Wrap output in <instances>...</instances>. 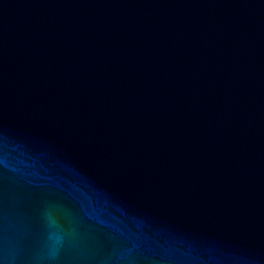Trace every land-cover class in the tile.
<instances>
[{
	"label": "water",
	"instance_id": "95a60500",
	"mask_svg": "<svg viewBox=\"0 0 264 264\" xmlns=\"http://www.w3.org/2000/svg\"><path fill=\"white\" fill-rule=\"evenodd\" d=\"M0 264H264V0H0Z\"/></svg>",
	"mask_w": 264,
	"mask_h": 264
}]
</instances>
